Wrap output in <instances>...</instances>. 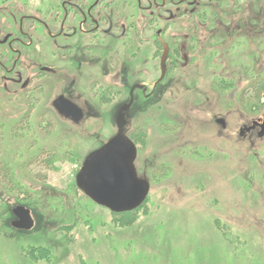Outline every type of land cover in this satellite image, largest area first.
<instances>
[{
	"label": "rangeland",
	"instance_id": "rangeland-1",
	"mask_svg": "<svg viewBox=\"0 0 264 264\" xmlns=\"http://www.w3.org/2000/svg\"><path fill=\"white\" fill-rule=\"evenodd\" d=\"M62 3L0 0V264H264V135L239 134L264 114V0H100L83 42L48 37ZM21 31L24 46L4 42ZM59 95L78 123L54 109ZM129 102L123 131L148 191L114 212L75 178ZM17 205L31 229L10 224Z\"/></svg>",
	"mask_w": 264,
	"mask_h": 264
},
{
	"label": "water",
	"instance_id": "water-1",
	"mask_svg": "<svg viewBox=\"0 0 264 264\" xmlns=\"http://www.w3.org/2000/svg\"><path fill=\"white\" fill-rule=\"evenodd\" d=\"M163 52L160 57L161 76L165 73V61L168 55V46L162 43ZM57 112L64 117L78 123L83 112L76 104L59 95L52 102ZM130 103L123 104L115 116L117 132L103 143L99 148L91 151L86 157L76 174V185L91 200L107 207L111 211H128L138 207L145 199L148 191V182L137 176L134 168L136 146L132 140L124 134V111ZM224 125L221 119L217 120ZM260 126L259 136L264 135V117L259 123L253 121L250 125H243L239 134ZM16 219L11 225L17 229L29 230L34 225L30 210L23 205H17L12 209Z\"/></svg>",
	"mask_w": 264,
	"mask_h": 264
},
{
	"label": "flooded vegetation",
	"instance_id": "flooded-vegetation-1",
	"mask_svg": "<svg viewBox=\"0 0 264 264\" xmlns=\"http://www.w3.org/2000/svg\"><path fill=\"white\" fill-rule=\"evenodd\" d=\"M99 4H100V0H93L91 3H89V4H87V5H85V3H84V0H63V3H62V5H61V8H62V12H63V14H62V19H61V24H60V31H58V33L57 34H53L52 33V31L50 30V28L48 27V24H43V26H44V28H45V31L47 32V35H48V37L50 38V39H58V38H60V36L62 35H64L63 37H64V39H69V38H71V37H74V36H78V34L79 35H82L81 37H80V39L78 38V40L80 41V40H82V42H83V38H85V37H90V34H97L99 31H100V20H99V18H97L96 17V15H95V13H94V10H95V8H97L98 6H99ZM124 28H123V31H121L120 32V34L123 36V37H125V35L127 34V29L125 28V26H123ZM22 29V28H21ZM1 32V31H0ZM22 32H23V34H22ZM158 32H160V31H158ZM21 34L18 36V37H14V39H16V40H9V38H8V35H6L5 37H4V39H5V43L7 42V43H9V44H11L12 42H18L20 45L19 46H21V45H23V42L21 41V37H26V34H25V32L24 31H21L20 32ZM10 35V34H9ZM95 35H93V36H95ZM96 38V40H97V42H99V37L98 36H96L95 37ZM9 40V41H8ZM27 40H28V42H26L28 45H31V44H33V38L31 37V36H29V38H27ZM85 42V41H84ZM159 42H160V45H161V47H162V43H163V41H162V39H159ZM165 43V42H164ZM98 44V43H97ZM24 46V45H23ZM128 48H130L129 46H127ZM70 48V47H69ZM72 48V47H71ZM83 48H85V47H81V45H79V42H78V44L76 45V48H74L75 49V52H76V54H74V55H72L71 56V59H74V58H76V57H78V56H80V52L82 51L83 52ZM73 49V48H72ZM82 49V50H81ZM20 51V50H19ZM162 52H163V47H162ZM162 54V53H161ZM168 55H169V48H168ZM168 55H167V58H168ZM20 56H21V54H19V52H18V55H16V58H15V60H13V68L15 67V65L18 63V61L20 60L19 58H20ZM161 57V56H160ZM67 58H69V56L67 57ZM128 58H130V56L128 57ZM166 58V59H167ZM126 65V64H125ZM12 66V65H11ZM127 66V65H126ZM159 66H160V59H159ZM165 67H166V61H165ZM40 69H42V70H50V68L49 67H41ZM160 72H161V70H160ZM160 76H161V74H160ZM164 76V75H163ZM126 78V77H125ZM162 77H159V80L161 79ZM19 83H20V81H19ZM22 84V87L24 88V87H26L27 86V84H26V82H24V83H21ZM135 85H137V87H139V88H141L142 87V83H136ZM127 95H128V100H130V101H132V99H133V85L132 84H130L129 85V89H128V92H127ZM64 96V95H63ZM58 97V96H57ZM56 97V98H57ZM65 97V96H64ZM65 98H67V99H69L70 101H71V99L69 98V97H65ZM53 102V101H52ZM72 102V101H71ZM74 103V102H73ZM130 104H131V102H129ZM75 104V103H74ZM127 104V103H126ZM53 106V105H52ZM78 106V105H77ZM79 107V106H78ZM80 108V107H79ZM120 108H121V106H120ZM120 108H119V110L118 111H120ZM129 108V107H128ZM55 109V108H54ZM56 110V109H55ZM82 110V109H81ZM57 111V110H56ZM126 111V110H125ZM125 111H124V113H125ZM82 112H83V110H82ZM117 114V113H116ZM61 115V114H60ZM63 116V115H62ZM64 117V116H63ZM83 117V116H82ZM263 117H264V114L262 115V117H260V118H257L256 120H253V121H258L259 123L262 121V119H263ZM66 118V117H65ZM66 119H69V120H71L70 118H66ZM124 119H125V116H124ZM218 119H221L223 122H224V125H222L221 123H219L217 120ZM218 119H216V122L217 123H219L222 127H224L225 126V121L222 119V118H218ZM72 121V120H71ZM252 121V122H253ZM73 122V121H72ZM251 122V123H252ZM74 123V122H73ZM125 124H126V121H125ZM250 125V124H249ZM115 126H116V124H115ZM246 126H248V125H246ZM257 129V132H256V134H257V136H259L258 135V132H259V130H260V126H258V125H255L254 126V128H252V129H250L249 131H246L245 133H243V134H246V133H248V132H250V131H253V130H256ZM116 130H117V128H116ZM24 206V205H23ZM16 207V206H15ZM14 208V207H13ZM12 208V209H13ZM26 208H28V207H26ZM29 209V208H28ZM30 210V209H29ZM12 211V210H11ZM30 214H31V212H30ZM14 215V214H13ZM32 216V215H31ZM14 217H15V215H14ZM33 218V217H32ZM15 219H16V217H15ZM34 220V219H33ZM13 221V220H12ZM11 221V222H12ZM11 224V223H10ZM34 226V225H33ZM15 229H17V228H15ZM17 230H23V229H17Z\"/></svg>",
	"mask_w": 264,
	"mask_h": 264
}]
</instances>
